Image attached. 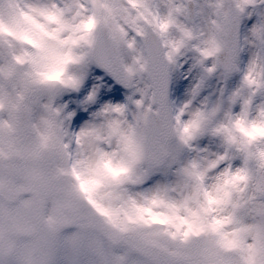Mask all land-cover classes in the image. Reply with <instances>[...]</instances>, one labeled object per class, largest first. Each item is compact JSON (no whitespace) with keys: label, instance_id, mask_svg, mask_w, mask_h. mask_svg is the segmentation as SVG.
Returning <instances> with one entry per match:
<instances>
[{"label":"snow or ice","instance_id":"snow-or-ice-1","mask_svg":"<svg viewBox=\"0 0 264 264\" xmlns=\"http://www.w3.org/2000/svg\"><path fill=\"white\" fill-rule=\"evenodd\" d=\"M0 264H264V0H0Z\"/></svg>","mask_w":264,"mask_h":264}]
</instances>
